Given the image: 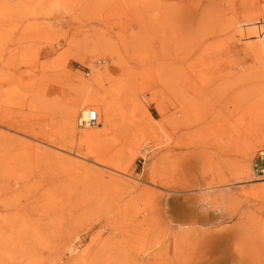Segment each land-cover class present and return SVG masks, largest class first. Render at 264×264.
Wrapping results in <instances>:
<instances>
[{"label":"rangeland","instance_id":"374dc122","mask_svg":"<svg viewBox=\"0 0 264 264\" xmlns=\"http://www.w3.org/2000/svg\"><path fill=\"white\" fill-rule=\"evenodd\" d=\"M229 1L0 0V118L8 123L0 133L6 136L3 167L13 181L0 184V264L153 262L159 247L152 250L149 241L153 235L163 239L173 228L166 223L147 229L157 206L140 189L150 187L149 174L157 171L177 190L165 206L169 220H183L191 202L196 200L197 210L208 193L216 198L221 192L213 207L223 213L207 210L214 222L193 232H231L241 222L247 253L236 260L227 247V264H264V189L245 185L246 176L231 164L240 161L249 141L264 134V72L244 49L264 33V0ZM252 28L257 33L250 37ZM199 45L203 68L194 51ZM93 69L108 74L98 92L110 106L111 122L84 141L87 128L76 127L78 115L74 131L65 115L79 97L77 84L90 82ZM199 69L208 81L204 98L194 103L190 83ZM23 128L33 129L43 143L22 136ZM262 148L252 150L250 171ZM168 150L175 154L166 157ZM81 155H118L128 167L115 181L94 177L89 163L76 164L85 161ZM196 243L195 252L188 249L178 264H189L187 257L197 250L198 264L215 252L221 257L219 247L203 250Z\"/></svg>","mask_w":264,"mask_h":264},{"label":"bare ground","instance_id":"6f19581e","mask_svg":"<svg viewBox=\"0 0 264 264\" xmlns=\"http://www.w3.org/2000/svg\"><path fill=\"white\" fill-rule=\"evenodd\" d=\"M221 1V0H220ZM230 1H233V0H230ZM229 1V2H230ZM240 2V1H239ZM243 2H245V1H243ZM231 3V2H230ZM229 3V5H234V4H230ZM247 4H248V2H246ZM241 4L243 5L244 3H240V6H241ZM239 5V4H238ZM236 6H237V4H236ZM244 6V5H243ZM243 6H241L242 8H244V9H242L243 11H242V14L244 15V13H246L247 14V12H244L245 11V7H243ZM231 7V6H230ZM229 7V8H230ZM235 7V6H234ZM237 10V9H236ZM231 11H233V9L231 10ZM234 12V11H233ZM241 14V15H242ZM249 14V13H248ZM249 16H251L250 14L249 15H247V17H246V21H249L250 22V20H251V17H249ZM243 17V16H242ZM244 18V17H243ZM250 18V19H249ZM245 19V18H244ZM255 19V18H254ZM252 22V21H251ZM244 23H245V21H244ZM257 24H258V22H256ZM243 24V23H242ZM255 24V23H254ZM247 25H249V24H243V26H247ZM251 25V24H250ZM243 26H242V28H243ZM259 26L260 25H258L257 27L259 28ZM245 27H244V30H247V28L245 29ZM247 27H249V28H251V27H253V26H247ZM253 29H255L256 30V28H252V30ZM243 30V29H242ZM255 30H253V31H251L252 33V35L250 34V31L248 30V35H250V37H252L254 34L253 33H255L256 31ZM255 31V32H254ZM244 32H246V31H244ZM258 32H261L260 30L258 31ZM257 33V32H256ZM246 35V34H245ZM248 35H246L247 37H248ZM263 35H264V33H261V34H259L258 36H257V34L255 35V36H253L252 38H254L255 39V41L253 40V42L252 43H250V44H247V45H244V49H245V51L247 52V55L249 54V55H251V57L253 58V61L255 60V61H257L258 62V65L260 66V71L262 72H264V38H263ZM243 38H244V36H243ZM246 38V37H245ZM247 40H248V38H247ZM251 41V40H250ZM245 42H246V40H245ZM211 45H208L207 47H206V49L208 50V48L209 49H211ZM199 49H200V45L199 46H195V53H197V59H196V61H197V63H198V66L199 65H201V63H202V54H199L198 52H199ZM254 61V62H255ZM201 67L203 68V65H201ZM253 67H255V65L253 66ZM262 67V68H261ZM247 69V68H246ZM248 69H250V67L248 68ZM257 70L258 69H256V67H255V70L254 71H256L257 72ZM201 69H199L198 70V72H199V74L197 75V80L196 81H191V83H190V85H191V87H192V101H194V103H195V101L196 102H199V100H200V102H201V100H202V98H204V89H203V85H204V87H205V85L207 84L206 83V81H208V79H206V81H205V77L203 78V75H202V73H201ZM251 71V70H250ZM254 73V75H252V77H254L256 74H255V72H253ZM257 73H259V72H257ZM107 75L108 74H104V73H102L101 71H99V70H92V77H91V80H90V82H86V81H80L78 84H77V89H78V93H79V97L76 99V101L67 109V111H66V115H65V121H66V123H67V126H68V130L70 131H74V119H75V117L78 115V117H85L86 116V114H87V112H89V111H96V114H97V121L95 122V123H93V124H90V125H87V126H84V128H87L86 130H84L83 131V134L81 135V137H82V139L84 140V141H88V140H90V139H92V138H94V137H96L98 134H99V132L96 130V129H99V128H103V130H106V128L109 126V124H110V122H111V109H110V106L108 105V104H106L107 102L104 100V95H102V94H100L99 92H98V88H100L101 86H102V84H103V81L105 80V79H107ZM58 88V87H57ZM59 88H61V85L59 86ZM58 88V89H59ZM57 90V89H56ZM58 91H60V90H58ZM135 102H137L138 103V101H137V99H133ZM99 101H102L103 103L101 104V106L100 107H98V108H92V106L93 105H95V104H97V102H99ZM139 104V103H138ZM193 104V103H192ZM191 104V105H192ZM200 104V103H199ZM196 105H197V103H196ZM201 107V105H199V107L198 108H196V109H199ZM203 107V106H202ZM205 108H206V106H205ZM204 108V109H205ZM193 109V108H192ZM201 109V108H200ZM207 109V108H206ZM202 110V109H201ZM49 111H51L50 109H49ZM48 111V112H49ZM180 112H183V110H180ZM200 113H202V112H200ZM199 113V114H200ZM206 113V112H205ZM50 115V114H49ZM1 116V115H0ZM51 116V115H50ZM196 116H198V115H196ZM77 117V118H78ZM202 118V117H201ZM77 120V119H76ZM202 120V119H201ZM197 123V122H196ZM206 125H207V123H206ZM8 126V123H5V122H3V119H2V117L0 118V129L1 128H6ZM10 127H11V125H10ZM14 127H18V126H14ZM13 127V129H15ZM77 127V126H76ZM208 128V127H207ZM11 129H12V127H11ZM203 129V128H202ZM16 131V130H15ZM21 135L22 136H24L25 138H29V140L31 139V140H33V141H38V142H40V143H43V141L42 140H38V138L36 137V135H35V132H34V130L33 129H31V128H23V129H21ZM5 136V135H4ZM4 138H6V136L5 137H3L2 136V134L0 133V184H6V183H10V182H13V181H11V178L9 177V175H8V173L6 172V169L3 167V163H4V160H3V154H2V146H3V143H5L4 141H5V139ZM4 139V140H3ZM220 140V139H219ZM215 141V140H214ZM214 141H213V143H214ZM144 141H142L141 143H140V146L142 145V143H143ZM147 143V142H146ZM47 144V143H46ZM156 144V143H155ZM261 144H263L264 145V134H262V135H260V137H254V140H252V141H249L242 149H241V157H240V161H237V162H234V163H231L232 164V167L235 169V171L237 170L240 174H244L246 177V179L247 180H245L243 183L246 185V184H248V185H256L255 187H261V188H263L264 189V180L263 181H258L257 179H256V177H255V179L254 178H252L251 177V173H252V171H250L251 169H250V166H249V162H250V156H251V152H252V150L255 148V147H257V146H259V145H261ZM48 145V144H47ZM153 145V144H152ZM162 145V144H161ZM213 145H215V144H213ZM218 145H220V144H218ZM223 145V144H222ZM150 146H151V144H150ZM156 146V145H155ZM141 147H143V146H141ZM148 147H149V144H148ZM153 147V146H152ZM168 147V146H167ZM223 146H221V148H222ZM4 148V147H3ZM145 148V147H144ZM147 148V147H146ZM163 148V147H162ZM172 148V147H171ZM215 149H217L216 147H214ZM225 148V147H224ZM152 148H150V150H151ZM161 150V149H160ZM225 150V149H224ZM164 151V150H163ZM167 151V150H166ZM47 152V151H46ZM160 152V151H159ZM148 153V152H147ZM220 153H222V152H220ZM46 154V153H45ZM151 154V153H150ZM170 154H172V152L171 151H169L168 150V152H167V154H165V156L166 157H168V155L170 156ZM175 154V153H174ZM174 154H172V155H174ZM46 155H48V152H47V154ZM119 155V154H118ZM118 155H116V156H102V155H96V156H93L92 158H87V157H84L83 158V156L81 155L80 157L81 158H83L85 161H82V162H76V164H78V165H81V164H83L84 165V162H87V164L89 165L88 166V170H89V174L90 175H92V176H94V177H101V178H107V180H110V181H115V180H117V179H121V178H119V177H122L121 176V174H124V172H125V169L128 167V164H123L122 162H121V157H119ZM134 155V153H132L131 155H130V159L132 160L134 157H132ZM153 155H155V154H152V156ZM53 156V154L49 151V158L50 157H52ZM78 156V155H77ZM163 159H165L164 157H161V159H159V161H158V163H160V164H158V167H160V166H162V163L163 162H160V161H162ZM167 159V158H166ZM168 159H170V158H168ZM173 159V158H172ZM166 161V160H165ZM168 162V161H167ZM168 164H171V163H169L168 162ZM82 165V166H83ZM154 166V165H153ZM150 170H152V169H150ZM155 170V169H154ZM88 172V171H87ZM150 172V171H149ZM147 174H149V173H147ZM253 174V173H252ZM150 175V178H149V176H147L148 178H149V180L146 182L147 183V185H149L150 187H147L146 186V188H141L140 189V192L141 191H144V193H145V195H146V197L151 201V202H153L154 203V205H156L157 207H155V209L157 208V214H155L156 216L153 218H150L149 220L147 219V229L149 228V229H153V231L154 230H156V229H158V228H156V229H154L153 228V226H156V227H160V226H165V224L167 223V224H173V225H171L173 228L171 229V227H168V228H170V229H168L167 227V229L168 230H170V233L168 232V231H166L165 229H162V227H161V229L162 230H164V231H166V232H168L169 234H167L166 232H164V234L166 235L165 237H164V235H163V239H162V234H161V231H160V235H159V237L158 238H160V236H161V240H159V239H156V237L153 235V237H152V240H150L149 242H150V248H152V250H157V246L159 247L158 248V254H153V257H152V259H153V262H150V260L149 261H147V262H144V263H147V264H166V261L167 262H169L170 264L171 263H175V264H178L177 262H179L180 263V261H182V260H185L186 259V256H185V254L187 253L186 251L188 250V252L190 251H193V252H195V247L193 246V244L194 243H196V241H197V239H198V247H201L202 249L203 248H205V247H207L208 245H211L214 249H217L218 247H219V251L221 252V257H217L216 256V252L215 253H213V255L210 257V259H208L209 257H207V261L205 260H203L200 264H207L208 262H210L211 264H220V263H224V264H227L228 263V257L225 255V253H226V251L228 250V248H229V246L231 247V249H233V252H234V258L236 259V260H238L239 259V257L240 256H243L242 254L243 253H247V252H244V250H245V248H243V245H245V243L243 244V243H241V237H244V236H241V234L240 233H243V231H242V227H243V224L241 223V222H239L235 227V229H232V231L231 232H229V231H227V230H225V231H217L218 233H213V232H211V233H209L208 232V234L206 235V233H201V234H199V235H196L194 232H193V230H195V229H197L196 227H202V226H205V225H208L209 224V222H214V221H212V219H210V217L209 216H211L210 214L212 213H209V215H208V213L206 212L207 210H210V211H213V212H217V213H223V212H218L217 210H215L214 208L215 207H213V204H214V202H215V199L218 197V196H220V197H222V195H224L223 193H221V192H218L217 190V193H219V194H215L216 195V198H214L212 195L214 194V193H208V191H207V193H208V195L207 194H205V195H207L206 196V199H205V201L203 200L200 204H199V207H197V210H199V213H202V212H204L203 213V215L201 214H199L198 212H197V210H196V208L195 207H193V205H195L196 204V200L194 201V203H192L191 202V204H190V207H188V208H186L187 209V215H185V218L182 220H180V221H177V222H173L171 219L169 220L168 219V217L167 216H165V214L167 213V212H169L168 211V208H165V206L167 205V202H168V197L170 196V195H174V194H176V192H177V190H175V187H171V186H169V183L170 182H168V180H167V178H166V176H165V174L163 175V173L161 174L160 173V171L158 172H154V173H152L151 172V174H149ZM170 175V174H169ZM254 175V174H253ZM91 176V177H92ZM96 179V178H95ZM100 179V178H99ZM98 179V180H99ZM262 180V179H261ZM105 181V180H104ZM255 181H257V182H255ZM143 182H145V181H143ZM137 183V182H136ZM205 184V183H204ZM203 184V185H204ZM208 184V183H207ZM172 185V184H171ZM174 185V184H173ZM199 185H201V184H199ZM132 186V185H131ZM130 186V188L131 189H135L136 187H131ZM135 186H136V184H135ZM212 186V185H211ZM210 186V187H211ZM128 187V186H127ZM127 187L125 188V192H126V190H127ZM138 187V186H137ZM144 187V186H143ZM204 187H206V186H204ZM204 187H203V189H201L202 191L204 190ZM210 187H209V189H210ZM216 187V186H215ZM254 187V188H255ZM130 188H128V191H130ZM197 188V187H196ZM212 188H214V187H212ZM219 188V187H218ZM159 189H162V191L161 190H159ZM198 189V188H197ZM215 189H217V187L215 188ZM214 189V190H215ZM199 190V189H198ZM127 191V192H128ZM163 191H165V192H163ZM195 191V190H194ZM131 192H132V190L130 191V192H128V193H130L129 195L131 196ZM136 192V191H135ZM135 192H133V193H135ZM200 192V191H199ZM198 192V193H199ZM215 192V191H214ZM137 193V192H136ZM135 193V194H136ZM202 193V192H201ZM134 194V195H135ZM189 194V193H188ZM191 194V193H190ZM145 195H144V197H145ZM191 195H193V194H191ZM202 195V194H201ZM129 196V197H130ZM211 196V200H208V197H210ZM138 198H139V195L137 196ZM188 197L190 198L191 196L190 195H188ZM193 197H196V196H193ZM198 197H200V196H198ZM202 197H203V195H202ZM201 197V198H202ZM205 197V196H204ZM132 199H134L133 197H131ZM137 198V199H138ZM183 198V197H182ZM187 198V197H186ZM185 198V199H186ZM189 198H187V199H189ZM127 199V198H126ZM136 199V200H137ZM186 199V200H187ZM190 199H192V198H190ZM197 199V198H196ZM200 199V198H199ZM218 199V198H217ZM216 199V200H217ZM219 199H222V198H219ZM143 200V199H142ZM174 200V199H173ZM185 200V201H186ZM193 200V199H192ZM192 200H190V201H192ZM127 201H128V199H127ZM188 201V200H187ZM198 202H199V200H198ZM149 203V202H148ZM170 204V203H169ZM185 205V204H184ZM197 205V204H196ZM164 207V208H163ZM184 207H181V210H184V212L186 211V209H185ZM180 209V208H179ZM180 210V211H181ZM148 211V210H147ZM153 211H154V209H153ZM173 211H174V209H173ZM155 212H156V210H155ZM148 213H150L151 214V212H149L148 211ZM147 213V214H148ZM158 214H160L159 216H158ZM169 215V214H168ZM149 216V215H148ZM154 216V215H153ZM219 216H221L222 217V215H218V217ZM170 217V216H169ZM144 218H146V217H144ZM148 218V217H147ZM217 218V217H216ZM215 217H214V220H216V221H218V219H216ZM220 221H222L223 220V218H221V219H219ZM213 224V223H212ZM216 224V223H215ZM168 226V225H167ZM152 227V228H151ZM148 229V231H150ZM207 229V228H206ZM211 230V229H210ZM221 230V229H220ZM222 230H223V227H222ZM229 230H231V229H229ZM148 231H147V233H148ZM153 231H152V233H153ZM158 231V230H157ZM172 231H174V232H172ZM242 231V232H241ZM172 232V233H171ZM205 232V231H204ZM221 232V233H220ZM240 232V233H239ZM156 234H157V232H155ZM151 234V233H150ZM150 234L148 235V236H150ZM159 234V233H158ZM201 235V236H200ZM155 237V238H154ZM190 237H191V239H190ZM252 237V236H251ZM150 238V237H149ZM189 240H191V241H189ZM248 242H249V239L247 240ZM252 241V240H251ZM66 242V241H65ZM254 242H256V240L254 241ZM258 242V241H257ZM69 243V242H68ZM195 244V245H196ZM243 244V245H242ZM254 244V243H253ZM70 245V244H69ZM64 246H66V244L64 245ZM210 246V247H211ZM212 247H211V249H212ZM228 247V248H227ZM246 247V246H245ZM259 247H260V245H259ZM208 248V247H207ZM160 249H164L163 251H162V253H161V251H160ZM167 249H171V251H167ZM201 250V249H200ZM204 250V249H203ZM205 250H207V249H205ZM247 250V249H246ZM166 251H167V253H166ZM199 250H197V252H198ZM211 251V250H210ZM217 251V250H216ZM218 251V252H219ZM71 252V251H70ZM154 252V251H153ZM152 252V253H153ZM163 252H164V254H163ZM171 252V254H170V257L169 258H167V260L164 258L168 253H170ZM196 252V256H190V254H189V256L187 257V262L190 264H193V263H195V264H198V262L200 261V255H199V252L197 253ZM202 252V251H201ZM217 252V253H218ZM229 252V251H228ZM227 252V253H228ZM252 252H254V250L252 251ZM251 253V252H250ZM249 253V254H250ZM126 254V253H125ZM124 254V255H125ZM245 254H244V257H245ZM251 254H254L255 255V257H253V256H251L252 258H251V260L252 259H254V260H256L255 258H257L256 256V254L255 253H251ZM199 255V256H198ZM205 255V254H204ZM219 255H220V253H219ZM260 256V255H259ZM206 256H204V258H205ZM243 257V258H244ZM247 257V256H246ZM262 257V256H261ZM261 257L258 259V262H262L263 263V261L264 260H260L261 259ZM231 258V257H230ZM248 258V260H249V257H247ZM147 259V258H146ZM155 259V260H154ZM245 259V258H244ZM262 259H264V257L262 258ZM125 260H126V258H125ZM128 260H129V257H128ZM127 260V261H128ZM133 260V259H132ZM145 260V259H144ZM144 260H141V259H138V262L137 261H135L134 260V262H133V264H142L143 263V261ZM210 260V261H209ZM232 260V259H231ZM230 260V261H231ZM245 260H247V259H245ZM260 260V261H259ZM233 261V260H232ZM253 261V260H252ZM240 262V261H239ZM257 261H256V263H258ZM168 263V264H169ZM184 263H185V261H184ZM183 263V264H184ZM253 263V262H252Z\"/></svg>","mask_w":264,"mask_h":264},{"label":"built area","instance_id":"2783aa9c","mask_svg":"<svg viewBox=\"0 0 264 264\" xmlns=\"http://www.w3.org/2000/svg\"><path fill=\"white\" fill-rule=\"evenodd\" d=\"M96 121V111H89L85 117L77 118L76 125L79 128H84V126L93 124ZM252 172L257 178L264 180V148L256 152L252 161Z\"/></svg>","mask_w":264,"mask_h":264}]
</instances>
